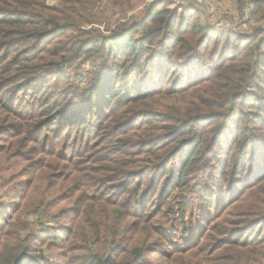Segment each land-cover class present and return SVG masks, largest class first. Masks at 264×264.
Returning a JSON list of instances; mask_svg holds the SVG:
<instances>
[{
    "label": "trees",
    "instance_id": "obj_1",
    "mask_svg": "<svg viewBox=\"0 0 264 264\" xmlns=\"http://www.w3.org/2000/svg\"><path fill=\"white\" fill-rule=\"evenodd\" d=\"M130 1L0 0V151H35L46 181L1 216L0 264H148L156 251L264 264V30L217 31L171 0L97 27ZM237 2L264 14V0ZM176 213L187 247L165 225Z\"/></svg>",
    "mask_w": 264,
    "mask_h": 264
},
{
    "label": "rangeland",
    "instance_id": "obj_2",
    "mask_svg": "<svg viewBox=\"0 0 264 264\" xmlns=\"http://www.w3.org/2000/svg\"><path fill=\"white\" fill-rule=\"evenodd\" d=\"M217 1H220L221 3V8H222L221 17H223V20L225 22L230 23L233 26H235L237 32L238 31L244 32L243 29H245V27L241 25L247 19L253 22H259V21L264 20V14L262 12L259 14L257 12H253V10H251V12H244V8L246 6L242 7V5L237 2V0H217ZM171 2H175V1L171 0L170 4ZM151 3H153L152 0H131L129 3L125 5L124 10L121 12L122 15L120 14L114 15V14H111V12L109 11L105 12V16H109V17L106 18L107 19L106 22L103 21L102 24L97 25V27L100 28V30L102 31L105 28V31L103 32L107 34L109 33L108 27L110 30L114 28L117 24L121 23L122 21H128V20L134 21V20L139 19L143 14L144 9L147 7V5ZM167 3L169 2L167 1ZM174 6H177V5H174ZM186 7H188V9L194 7V10H195L193 11L194 16H200L201 19H203V23L208 25L206 18L210 12L209 8L205 6L204 7L195 6L193 4H188ZM125 12L127 14L126 17L123 16V13ZM118 17L120 18V20H117ZM252 24H255V23H252ZM90 67H91V63H88V62L82 63L80 67H77V72L83 73L85 72L84 70L86 68L89 69ZM73 78H75V71L71 72V79L73 80ZM5 145L6 143L3 141V137L0 135V150L2 147L4 148ZM18 150H19L18 146L13 147L11 149L12 154L8 156L4 155V153L0 151V218L1 216H3V214L5 213L10 214L12 212V210L10 209V206H15L16 204L15 202H21L20 200L22 198L17 197V196H23L24 194L25 195L27 194V195H31V199H33V197L34 199H36L37 194L39 193H35V196H34L33 194H31V190L33 189L34 186L42 187V186H45L46 184V181H44L40 177V173L37 170L38 165L36 164V159L40 158V155H34V153H36L34 151L32 153L27 152L29 153L28 157L19 158V155H17ZM26 185L28 186L31 185V186L26 187ZM52 191H53V195H58L59 192H65L66 195L73 193V191H70L68 189L67 185L63 188L56 187L52 189ZM75 200L76 199L74 198L66 197V199L61 200L57 205H55L51 212L59 213L61 209L69 207L70 204L73 203ZM197 204H198V207H197ZM200 207L201 206L199 205V201L195 203V206L189 207V211L187 214L188 216L187 220L190 219V215L193 212L196 215L194 217V222L197 221L199 218L198 214L200 215ZM28 208H31V207H28ZM123 216L124 215L121 216L119 223H122L126 220L125 217ZM127 220L129 221L130 219H127ZM2 222L4 221L0 219V228L1 227L3 228L4 226L2 225ZM54 222L55 223H53V226H55V228L53 229L48 228V230H50L49 232L51 233L57 232V234H60L59 232L64 230L61 228H64L63 226H65L66 228V226L69 225L70 217L69 216L66 217V215H62V216H59L57 219H55ZM165 222H166L165 225L170 231L169 237L173 240V245L178 246V247H187L189 246L190 242H193L192 239H190L189 236L186 235L184 233V230L182 229V225H181L182 223L180 222V219H179V213L169 216ZM58 226H61V227L57 228ZM126 234L128 238H130L133 232L128 231ZM46 245H47V242L44 244L41 242L36 243V246L39 249L46 248ZM165 248L166 249L164 250L166 251L164 252L166 253H170V251L172 250V249H168L167 247ZM57 250L58 249H54V248L49 249L48 251H49L50 256L52 257V254H54V252H57ZM149 259L150 261L148 264H188L189 263L186 258L183 261L178 258L176 259L174 257L168 260L164 254H161L160 251H156L152 253L149 256ZM49 262L50 264H55V263L59 264L58 258L56 256L52 257Z\"/></svg>",
    "mask_w": 264,
    "mask_h": 264
},
{
    "label": "built area",
    "instance_id": "obj_3",
    "mask_svg": "<svg viewBox=\"0 0 264 264\" xmlns=\"http://www.w3.org/2000/svg\"><path fill=\"white\" fill-rule=\"evenodd\" d=\"M176 4H193L195 6H201V7H207L209 8L210 12L209 15L207 16L206 20L208 25L213 28L214 30L217 31H223V30H236V27L233 26L230 23H227L223 20V17H221L222 14V8H221V3L220 1H213V0H174ZM252 5H248L244 8V12H251L252 10ZM205 20V21H206ZM255 23V24H252ZM226 25V27H225ZM241 26H244L245 29L243 31H238L239 33H245V34H251L255 31L256 28H261L264 30V20L259 21V22H253L249 19L245 20V22L242 23Z\"/></svg>",
    "mask_w": 264,
    "mask_h": 264
}]
</instances>
